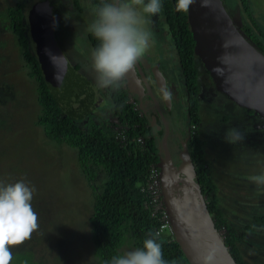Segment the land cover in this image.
Listing matches in <instances>:
<instances>
[{"label": "trees", "instance_id": "1", "mask_svg": "<svg viewBox=\"0 0 264 264\" xmlns=\"http://www.w3.org/2000/svg\"><path fill=\"white\" fill-rule=\"evenodd\" d=\"M93 2L92 5H99L104 0H93ZM164 2H166L163 9L165 22H168L169 36L178 53L181 72L185 78L187 106L184 117L190 127L195 126L193 129L190 128L191 138L188 147L196 166L197 180L206 197L208 210L218 229H223L226 245L236 261L239 264H261L264 261V257L261 256L264 252V242H260L261 235L256 228L258 222L264 225V202H262L264 197L258 195L256 204L249 207L243 204L240 208L237 207V201L233 195L225 194L223 191L222 195L218 191L219 176L212 174L206 158L207 156L211 160L212 155H208L205 149L206 140L202 138L199 131L202 118L199 102L198 60L194 54L195 39L189 28L187 12L173 11L171 6L173 2L176 5V0H164ZM241 4L246 13L241 12L242 16L238 17L237 12L233 14L235 18H238L243 31L264 52V29L259 27L258 21L250 11L249 0H241ZM226 6L228 8L227 4ZM24 7L23 0H14L0 14V34L2 29L4 33L13 37V42L5 37L6 46L4 37L0 35V42L2 41L0 48H7L11 43L17 46L23 62L21 70L34 82V103H36H33L36 110L33 119L34 127L40 130L47 140L65 143L76 149L80 169L92 187L94 203L88 219L89 227L84 231L85 233L83 228L74 232L70 228L68 233V231L58 230L56 221L51 222L48 218L52 217L51 210L43 220L45 214H42L40 204L38 206L37 203L31 202L38 215L39 227L32 233L30 239L11 249L13 253L11 264H52L49 261L53 259L55 264H59V261H62L61 264H83L77 258L79 253L85 252L81 248L82 245H87V250L90 246L91 249L93 248L91 250L93 260L95 259L93 264H103L104 261H110L113 256L123 255L125 247H142L143 241L148 238V233L157 232L162 224L161 215H153L152 208L146 206L148 195L143 186L152 166L155 164L160 167L159 162L164 155L162 146L164 128L158 130L155 124L150 123L151 115L147 117L140 111L139 106L130 101L129 91L123 84L125 79L118 89L103 88L112 103V106L110 105L112 114L109 118L86 124L78 122L73 115L66 113L56 96L49 90L39 60L29 45L28 35L29 31H32L30 14L25 12ZM57 16L54 15L53 19L55 20ZM89 41L93 42L92 49L95 50L99 42L91 33H89ZM41 43L49 52L50 45L47 42L41 41ZM3 55L4 52H1L0 58L5 61ZM49 61L52 63V60ZM66 69L69 71L67 79L76 80L80 86L87 91L90 90L89 93H91L90 86L88 88V83L78 71L71 72L67 63L59 65L61 74ZM6 86L7 88L11 86L8 88L10 91L1 90L13 96V85L9 83ZM7 101L10 102V98L9 100L0 98V102L4 103L0 105H6L0 109V125L2 124L4 131L12 128L10 114L14 111L12 107L7 106L9 103ZM237 109L235 111L241 115L242 112H238ZM251 112L254 113L253 110L246 109L245 114L251 116ZM258 121L264 122V119L258 116ZM261 130L264 135V126ZM169 138L171 142V135ZM259 153H264V147L258 149ZM40 154L42 158L40 155L37 156L36 165L53 171L52 160L45 155L43 149ZM20 173L13 174L7 167V163L0 159V182L14 183L24 178V181L30 179L36 183L35 191L40 188L34 176L28 175L26 171ZM97 179L100 180V184L95 183ZM36 194L39 195V193ZM35 202H39L38 199H35ZM228 213L232 216H228ZM245 217L251 219V222L246 224ZM39 219L42 221L40 222ZM250 234L251 237H249ZM72 241L75 242L76 247L75 250L72 249L73 257L64 252ZM157 241L162 244L163 258L168 264L173 262L191 264L174 234L165 235L162 232ZM254 244H258V248Z\"/></svg>", "mask_w": 264, "mask_h": 264}, {"label": "rangeland", "instance_id": "2", "mask_svg": "<svg viewBox=\"0 0 264 264\" xmlns=\"http://www.w3.org/2000/svg\"><path fill=\"white\" fill-rule=\"evenodd\" d=\"M223 1L228 5L232 18H235L233 13L237 12V17L242 16L241 12L246 13L241 0ZM12 2L14 0H0V14ZM23 2H25L24 10L27 13L31 12L35 7L38 9L44 7V10H47L45 13L61 17L57 30L54 29L56 40L52 30L46 35L47 43L50 45L49 52L53 54L54 46L58 45L59 50H62L67 60L72 65L77 66V71L91 86V93H89L90 90L84 89L76 80L67 79L69 76L68 70L63 71L61 74L59 72L58 55L54 52L55 60H52V63L48 62L45 46L37 36L29 31V45L39 60L44 77L48 82L49 90L56 96L62 109L66 113L73 115L78 122L86 124H90L91 121L98 122L100 119L109 118L112 114V108L110 107L112 103L103 88L98 87V74L92 65V53L94 50L92 49L93 42L89 41L90 32L88 31V26L94 20V15L91 12L93 0H23ZM249 4L250 11L254 14L259 27L263 30L264 0H249ZM52 15L50 18L54 25ZM143 26L151 33V39L157 38L160 44V46L156 47L155 44L157 42H149L150 52L154 60L157 61L160 58L163 64L164 61H170L166 65H172L171 69H168L165 64L161 66L166 75L172 77L171 80L177 85L178 90V94L174 97L172 117L179 119L177 125L183 126L184 132L180 130L179 132L183 133H171L173 141L169 146H176L178 145V135L179 139L184 140L189 131V125L184 117L187 105L184 76L180 72L178 57L173 52L174 47L169 36V29L162 33L164 26L167 27L163 11L161 10L156 16L147 17ZM1 31L2 34L0 35L4 37L3 41L6 46V38L13 42L12 35L4 33L2 29ZM1 52H4L5 61L0 58V98L5 100L10 98V102L7 101L9 102L7 106L12 107L14 111L10 114L12 116V122H10L12 128L9 131H4L1 127L2 124L0 125V159L7 163V167L13 174L26 171L28 175L35 177V181L38 182L40 188L34 191L31 202L37 203L38 206L40 204L39 208H41L42 214H45L42 218L43 220L46 219V215L51 210L50 216L52 217L48 218L51 222L53 220L56 221L59 226L58 230L68 231L69 233L68 229L70 228L72 232L83 228L84 232L89 227L88 219L93 210L94 198L89 180L85 178L80 169L76 149L65 143L47 140L45 136H42L41 131L34 127L33 119L36 111L33 105L35 100L34 82L21 70L23 62L14 43L8 44L7 48L1 47L0 54ZM200 67L201 64L198 62V68ZM198 71L200 115L202 118L199 131L202 138L206 140L205 149L208 155H212L210 160L205 154L212 169V174L216 177L219 176L217 179L218 191L222 195L223 193L233 195L235 201H237V207L242 208L241 205L243 204L248 207L252 206L258 202V195L264 197V186L258 187L250 180L251 176L264 173V153L258 154V149L264 147V135L261 133L264 122L256 120L258 115L253 112H251V116L246 115V108L241 106H237L238 112H242L241 115H238L233 110L235 109L233 107L234 102L213 87L211 83L213 80L207 71L202 69ZM9 83L13 85V96L1 90L7 89L10 91L8 88L11 86H8V88L6 86ZM141 98L144 101L149 97ZM0 104L4 103L0 102ZM142 104L144 106L150 104L148 107L152 106L148 102ZM153 105L156 109L155 103ZM4 106L6 105H0V109L4 108ZM170 126L172 127L173 123ZM231 128L238 129L244 136L243 140L236 143L227 142L224 139L225 133ZM255 135L257 137L250 140ZM175 140L177 141L175 142ZM253 144L256 145L254 146ZM42 149L45 155L52 160L53 171L36 165L37 156L40 155L42 158L40 154ZM174 156L176 159L178 158L177 153H174ZM20 179L24 180V178ZM25 182L36 189L37 185L34 181L27 179ZM95 183L100 184V180L97 179ZM173 187L175 189V183H173ZM35 192L39 193V195ZM35 199H38L39 202H35ZM228 216H232L231 213H228ZM42 219H39L40 222ZM244 221L247 224L251 222V219L245 217ZM256 230L261 235L260 242L263 243L264 225L258 222ZM163 233L172 235V228L170 227ZM249 237H251V234ZM86 246L82 245L81 248L85 252L79 253L77 258L83 264H93L95 260H93L91 253L93 248L91 249L90 246L87 250ZM249 246L253 247L252 245ZM254 246L258 248V244H254ZM72 249H76L73 241L70 242V246L64 252L69 253L73 257ZM134 249L136 248L125 247L124 253ZM261 256L264 257V252ZM49 262L55 264V259ZM61 263L62 261H59V264ZM261 264H264V261Z\"/></svg>", "mask_w": 264, "mask_h": 264}, {"label": "water", "instance_id": "3", "mask_svg": "<svg viewBox=\"0 0 264 264\" xmlns=\"http://www.w3.org/2000/svg\"><path fill=\"white\" fill-rule=\"evenodd\" d=\"M45 12L44 7H35L29 12L31 30L42 42H47L46 35L52 30L50 14ZM188 21L195 39L194 54L209 71L217 90L238 106L251 109L264 119V52L243 31L238 18H232L223 0H193ZM54 48L53 54L60 56L57 47ZM55 54L52 58L48 55V62L56 58ZM151 67L148 69L150 78L154 79L164 104L170 110L171 96L165 98V93L170 94L166 89L165 75L158 63ZM147 78L140 61H137L125 81L128 90L138 96L144 95V87L147 88L156 105L152 120L161 128V118L165 128L162 137L164 158L159 165L163 200L173 234L191 264H239L208 210L188 147L190 135L182 141L178 158L174 161L168 143L171 128Z\"/></svg>", "mask_w": 264, "mask_h": 264}, {"label": "clouds", "instance_id": "4", "mask_svg": "<svg viewBox=\"0 0 264 264\" xmlns=\"http://www.w3.org/2000/svg\"><path fill=\"white\" fill-rule=\"evenodd\" d=\"M192 3L193 0H176L175 9L177 12H187ZM161 10V0H111V2L104 0V2L101 4L93 5L91 7L94 20L88 26V31L99 42L98 46L92 53V65L95 72L98 74V87H113L118 89L122 85L126 75L133 69L137 61H140L144 73H148L150 63L147 62V65L145 64L143 66L142 62L144 63V60L142 57L146 52L151 53L149 43L151 39V33L147 31L143 25L146 23L147 17L156 16L161 12ZM53 16L54 15H52V19ZM58 24L59 17L58 19L54 20V25L52 24V33L54 38V29L57 30ZM31 32L33 33V31ZM56 47L60 53V56L57 58L59 60V65L61 63L63 65L65 63L69 65L70 62L64 56L62 50H59L58 45ZM46 52L47 57L49 55L50 58H52L53 54L48 52V50H46ZM173 52H175L179 60L178 53H176L175 49ZM60 57L62 59H60ZM195 58L199 63L203 64V62L197 56ZM158 60V62L155 63H158L159 68L161 67V70H163L161 66L163 63L160 58ZM155 63H153L152 67ZM168 63L170 62L164 61L165 65ZM179 65H181L180 61ZM170 66L172 65H166L168 69H171ZM147 67L149 68L147 69ZM69 68H71L69 69L71 72L78 70L75 65H71ZM206 71L209 74L207 69ZM81 77L85 82H87L82 75ZM140 80L142 82V78H140ZM123 84L126 87V81ZM87 85L90 86L89 84ZM171 85L172 87L174 86L175 89L177 88V85L174 84L172 80L170 86ZM166 89L170 91V94L165 93V98L167 99L169 98V95L171 96L170 111H172L174 97L178 94V91L174 92L173 94V89ZM129 94L130 101L134 103H143L141 97H144L145 94L138 96L130 91ZM150 98L151 97H149V99ZM144 102L147 101L144 100ZM153 104V107L150 110V107L144 106L142 104L144 108L143 112L147 117L151 115V110H153V113L156 112L155 106ZM159 121L161 122L162 127L163 122L161 118H159ZM150 123H155L153 122L152 117ZM172 128L174 129V127ZM172 128L170 129L169 136L173 132L179 133L180 130L182 131V129L179 130L177 128L176 130H172ZM188 135H190L191 138L190 126ZM243 138V134L236 128L228 129L224 137V139L229 143H236L243 140ZM238 175H240V173H238ZM250 180L258 187L264 186V173L253 175L250 177ZM34 191V186L30 187L29 184L24 180L7 184L0 182V264H11L13 260V253L11 249L23 244L26 240L30 239L32 233L39 227L38 215L34 211L31 203ZM220 231L223 235V230ZM159 236L160 233L158 231H150L148 233V238L143 241L142 247L127 251L123 255L113 256L110 261H104L103 264H168V262L163 258L162 244L157 241ZM173 264H175V262H173Z\"/></svg>", "mask_w": 264, "mask_h": 264}, {"label": "built area", "instance_id": "5", "mask_svg": "<svg viewBox=\"0 0 264 264\" xmlns=\"http://www.w3.org/2000/svg\"><path fill=\"white\" fill-rule=\"evenodd\" d=\"M135 105L139 106L140 110L144 111L143 105L141 102H135ZM195 126H191L190 128L193 129ZM144 190L147 193V200L146 206H150L152 208V214H160L162 224L158 227V232L161 234L165 230H168L170 225L169 215L167 213L163 196H162V172L160 167L157 165H153L147 181L143 186Z\"/></svg>", "mask_w": 264, "mask_h": 264}, {"label": "flooded vegetation", "instance_id": "6", "mask_svg": "<svg viewBox=\"0 0 264 264\" xmlns=\"http://www.w3.org/2000/svg\"><path fill=\"white\" fill-rule=\"evenodd\" d=\"M161 3H162V11H163V9H164V7H165V4H166V2H164V0H161ZM171 8H173V11L174 12H177L176 11V9H175V5H174V2L172 3V6H171ZM177 13H181V12H177ZM163 15H164V11H163ZM59 17V16H58ZM164 18H165V16H164ZM187 19H188V11H187ZM189 22V21H188ZM166 23V22H165ZM167 24V27L166 26H164V31L162 32V33H164L165 32V30L166 29H169V25H168V22L166 23ZM189 28H190V25H189ZM147 30V29H146ZM191 30V29H190ZM201 64V67L199 68V69H202V70H206V68H205V66L202 64V63H200ZM151 68H153V67H151ZM166 69V68H165ZM166 70H168V69H166ZM163 71V73H164V75H165V78H166V88H171V89H173V94H174V92H176V91H178L177 90V88L175 89L174 88V86L172 87V85L170 86V83H171V78L172 77H168L167 75H166V73H165V71H164V69L162 70ZM181 72V71H180ZM146 75H147V81L149 82V84H150V86L152 87V90H153V92H154V95L156 96V98L159 100V102H160V104H161V107H162V111H163V113H164V115L167 117V120H168V123H169V125H171V123H173V126L172 127H174V128H178V122H179V119H174L173 117H172V111H170L166 106H165V104H164V102H163V99H162V95L160 94V91H159V89L158 88H156V85H155V81H154V79H152V77L150 78V73L148 72V73H146ZM181 75H182V72H181ZM210 75V74H209ZM183 77V76H182ZM142 83H143V81H142ZM211 83H212V85H213V87L215 88V89H217L216 87H215V85H214V83H213V81H211ZM173 84V83H172ZM200 86V85H199ZM144 89H145V91H146V93H145V96L146 97H148L149 96V92H148V90H147V88H145L144 87ZM219 91V90H218ZM221 92V91H220ZM144 96V97H145ZM150 97V96H149ZM200 97V96H199ZM147 100L148 101H150L152 104H153V100L150 98H147ZM147 100H145V101H147ZM143 101V100H142ZM147 101V102H148ZM143 103H144V101H143ZM238 105L236 104V103H234V105H233V107L235 108V109H233L234 111L238 108L237 107ZM142 113H143V111L142 110H140ZM150 114H151V117H152V114H153V110H151L150 111ZM256 115H258V114H256ZM256 120H258V118H256ZM177 125V126H176ZM171 127V126H170ZM171 127V128H172ZM162 128H164V125L161 127V128H158L159 130L161 129L162 130ZM179 128H181L182 129V131L184 132V128H183V126H180L179 125ZM165 129V128H164ZM173 129V128H172ZM176 130V129H175ZM165 132V131H164ZM183 132H179V133H183ZM256 136H253L252 138L254 139ZM168 138H169V136H168ZM177 140H178V142H177V144L178 145H176V146H172V147H170V150H171V153H172V155H173V157H174V160H176V158H175V156H174V153H179L180 152V150H181V143H182V141H183V139H179V135H178V138H177ZM177 140H175V142L177 141ZM173 141V140H172ZM171 141V142H172ZM171 142H170V138H169V144H171ZM163 158H164V155H163Z\"/></svg>", "mask_w": 264, "mask_h": 264}, {"label": "crops", "instance_id": "7", "mask_svg": "<svg viewBox=\"0 0 264 264\" xmlns=\"http://www.w3.org/2000/svg\"><path fill=\"white\" fill-rule=\"evenodd\" d=\"M52 15V14H51ZM55 19H58V17L57 18H55ZM54 20V19H53ZM150 41H155V42H157V44H155V46L157 47L158 45H159V41H158V39L156 38V39H150ZM143 58V60H144V63H143V66L146 64L147 65V62L148 63H150V67L153 65V63H155V62H158V61H155L154 60V57L151 55V53H145V55L142 57ZM168 62V61H167ZM170 62V61H169ZM72 64L70 63L69 64V66H71ZM171 67V66H170ZM149 67H147V69H148ZM71 69V68H70ZM126 89L128 90V88H127V86H126ZM148 103H151L150 101H148ZM152 104V103H151ZM150 105V104H149ZM149 105H147V106H149ZM153 106H151L150 108H152ZM174 129H177V128H174ZM178 129L180 130L181 128H179L178 127ZM257 137V136H256ZM248 140V139H247ZM219 151H221V150H219ZM240 176V175H239Z\"/></svg>", "mask_w": 264, "mask_h": 264}]
</instances>
